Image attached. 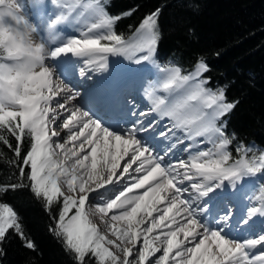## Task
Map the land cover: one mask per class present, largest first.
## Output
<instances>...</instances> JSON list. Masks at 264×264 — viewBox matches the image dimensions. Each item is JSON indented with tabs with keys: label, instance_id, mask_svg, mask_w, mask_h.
I'll return each instance as SVG.
<instances>
[{
	"label": "snow or ice",
	"instance_id": "snow-or-ice-1",
	"mask_svg": "<svg viewBox=\"0 0 264 264\" xmlns=\"http://www.w3.org/2000/svg\"><path fill=\"white\" fill-rule=\"evenodd\" d=\"M109 6L110 0H46L38 7L51 12L33 22L22 0H0V144L16 157L18 170V182L0 185V193L27 188L42 200L54 221L48 230L74 264H264V230L236 240L225 231L230 213L216 229L201 219L207 204L230 188L240 192L252 178L264 185V150L234 145L226 130L224 117L238 101L207 86L203 59L188 72L155 63L160 9L126 38L116 25L131 12L112 15ZM73 24L76 34H60ZM109 56L154 64L160 73L156 86L145 89L150 110L171 123L157 144L149 143L156 140L151 122L116 131L74 104L78 94L61 78L60 65L74 72L76 58L85 77L105 70ZM169 133L175 142L164 144ZM185 140L190 144L181 151L188 158L167 160ZM258 199L260 206L248 208L233 229H251L255 217H264V186ZM12 237L38 252L18 213L0 202V257Z\"/></svg>",
	"mask_w": 264,
	"mask_h": 264
},
{
	"label": "trees",
	"instance_id": "trees-1",
	"mask_svg": "<svg viewBox=\"0 0 264 264\" xmlns=\"http://www.w3.org/2000/svg\"><path fill=\"white\" fill-rule=\"evenodd\" d=\"M156 9L160 38L155 63L178 65L188 72L203 59L209 67L204 74L207 86L224 88L229 102L238 101L224 117L227 132L235 135L234 145L242 142L264 150V0H110L108 7L112 15L131 12L116 25L126 38ZM15 160L0 144V185L18 182ZM256 182L259 188L264 186L259 178ZM0 202L14 208L38 249L30 252L12 237L3 245L0 264H26L29 257L34 264H74L49 232L54 221L42 200L29 189L0 193Z\"/></svg>",
	"mask_w": 264,
	"mask_h": 264
},
{
	"label": "bare ground",
	"instance_id": "bare-ground-1",
	"mask_svg": "<svg viewBox=\"0 0 264 264\" xmlns=\"http://www.w3.org/2000/svg\"><path fill=\"white\" fill-rule=\"evenodd\" d=\"M45 3V2H44ZM28 6L31 7V4L26 5L27 9ZM45 12H51V7L45 8ZM31 10L28 9V12H31ZM39 13V11L36 9V15ZM46 13V14H48ZM33 20V18H31ZM38 20L36 19V22ZM65 27V26H63ZM66 28V27H65ZM77 28V27H76ZM78 29V28H77ZM64 32H69V30L66 31V29H64ZM48 63H55L52 61H47ZM72 63L75 67V71H65V69L68 67L67 65L61 64L58 72H64V77H61L63 79H65V82L74 89H75L80 85L84 87L85 90H87L86 95L84 96V98L81 100L77 99L74 104L78 107H81L83 110L89 111L93 117H97L99 118V120H101L104 124L108 125L111 129H114L116 131H121V127L119 126V123L124 127V129L128 128L129 125H132L133 121L136 120L137 122L140 123H144V122H151V119L155 118L156 115H158L155 112H152L150 109L152 107V103L151 100L146 96L145 92H140V87H139V82H141L143 80V78L146 76V69L143 70L145 68V66H147L150 63H141V64H136L134 62V60L129 59V58H125L123 56L120 57H113V56H109L108 57V66L105 70L103 71H96V72H86V76L85 77H81L79 75V69L81 67H85L84 64L81 61L76 60V58H72ZM154 65V64H153ZM156 67V66H155ZM143 70V71H142ZM160 76V73H159ZM92 79V80H91ZM94 81V84L91 85L90 82ZM100 81H104L102 83H98ZM109 86L108 92H109V97H111L113 95V101H108L106 99H104L102 96H100L99 94H96V90H98L100 87L102 86ZM122 85V86H120ZM137 85V88H136ZM120 86V87H118ZM93 88V89H92ZM159 93H163L158 91ZM124 97H127V101H130V104L132 105V108L136 106V108H134L132 110V112L130 113V118H127L124 115V106L121 105V101L123 100ZM91 103L94 104V108H91ZM141 109H144V113H146V115L141 116L139 115L140 110L138 109V111L136 110L137 107L139 106ZM121 105V106H120ZM99 109V110H97ZM148 110V111H147ZM98 112H102L104 113V115H98ZM137 112V113H136ZM133 113H136V117L134 119H132V115ZM117 114V118L114 120H110L109 119V115H115ZM159 117V115H158ZM143 121H141V119ZM152 124V134L154 135L157 130L156 127L158 126V124H160L158 127H163V129H165L166 131L168 130V128H170V124L168 123H163V122H151ZM123 129V130H124ZM142 134V135H140ZM139 135L143 138H148L149 137V133L148 132H142ZM62 136L64 135V133L61 134ZM171 135V133H169V136ZM55 139V138H54ZM162 138L159 136L158 139L156 140L157 143L161 140ZM166 141V140H165ZM164 141V142H165ZM150 144H153L151 142V140H149ZM154 145V144H153ZM158 152H162V146L160 148H158ZM176 156V155H175ZM61 158L60 155H57V159ZM168 160V158H167ZM245 185V184H244ZM244 185L242 186V188H244ZM187 195V193L185 194ZM230 195H234V200L236 201V208L237 211L238 210H242L244 208L245 205L248 206V208L256 206L259 207L260 203L256 202L255 203H250L249 199L245 198L246 194H243L242 191L240 192H236L234 189H229L227 193H221V196H216L210 203L207 204L208 206V215L210 216V221L205 222L203 220V218L201 217V219L203 220V222L205 224H207L210 228L212 229H216V223H213L215 221V219H217L216 217V213L214 212V210H217V207L215 206H220L221 201L218 200V198H222L224 197V200L226 198L229 199ZM205 200H207V198H204ZM219 208V207H218ZM218 213L220 214V212L218 211ZM217 213V214H218ZM240 212L238 211L237 214H239ZM93 220H95L98 224V227L100 230L106 231L105 225L103 223H101L100 219L98 216H93L92 217ZM255 223L254 226H258L257 229L255 230V232H253V235H256L258 232L262 231V228L264 227V219L262 217H255ZM259 220V223H258ZM264 229V228H263ZM226 231V230H225ZM252 235V236H253ZM242 236V235H241ZM241 236L235 237L233 239L239 240L241 239Z\"/></svg>",
	"mask_w": 264,
	"mask_h": 264
},
{
	"label": "rangeland",
	"instance_id": "rangeland-1",
	"mask_svg": "<svg viewBox=\"0 0 264 264\" xmlns=\"http://www.w3.org/2000/svg\"><path fill=\"white\" fill-rule=\"evenodd\" d=\"M22 2L25 5H27L29 3L27 0H22ZM44 2L46 3V0H41V4H44ZM69 2H71V0H69ZM41 4H39V5H41ZM28 9H29V7H28ZM28 9L26 7V15L28 16V18L31 19L32 16L36 15V11L34 10V12L33 11L28 12ZM38 10H39V7H38ZM45 10H46L45 8L44 9L40 8V12L36 15V17H33V22H36V19L39 20V18L41 16L46 15V13H48V12H45ZM65 27H63V30L60 33L62 36L63 35H73V34H76V32L78 31V29L76 28L77 26H75L74 24L73 25H65ZM64 29H66V31L69 30V32H67V33L64 32ZM46 35H47L46 33H42V36H46ZM37 42H39V39L37 40ZM145 69L147 71L146 74H145L146 76L143 78V80L141 82H139L140 92H145L146 88L151 89L152 87H155L156 84H157V78L159 76V72H158L157 68L155 67V65L148 64L147 66H145V68L143 70H145ZM80 85H81V83H80ZM136 88H137V85H136ZM75 91L78 94V98L77 99H80V93L82 91L81 87L80 86L77 87L75 89ZM101 93L103 94V92H101ZM157 95H162V93H159V94L157 93ZM163 95H165V94H163ZM127 99L128 98H125V104H126L125 109L126 110H124V115L126 117H127V115L125 114V111L129 110L130 107L132 108V105L130 104V101H126ZM134 108H136V106L133 107V109ZM137 109H140V112H144L145 111L144 109H141L140 104L137 107ZM103 114L104 113H101V114H98V115H102L103 116ZM156 117H157V115H156ZM156 117L153 118L154 122L158 120ZM109 119H110V117H109ZM140 119H141V121H143L142 118H140ZM133 122H137V121L134 120ZM151 122H152V119H151ZM149 123H150L149 121L148 122H144L143 125L147 126V125H149ZM168 124H171V123L169 122ZM159 125L160 124H158V126ZM119 126L121 127L122 130L124 129V127L121 124ZM130 126L131 125H129L128 127H130ZM158 126L156 127V130H157V128H158V130L154 134V135H156V140L158 139V137H159L158 134L160 132H162V131L166 132V130L163 129V127H158ZM177 135H181L182 136V134H180V133H177ZM156 140H151V142L155 145V144H157ZM174 142H175V138L172 137V134H171L169 136V139L166 140L164 142V144H169V143H174ZM188 144H190V141H187V140L184 141V144H177L176 149H174V153L175 154L174 155H169L167 157L168 160L174 162L177 159H187L188 158V151H181V149L185 148ZM205 146L206 145H201V147H205ZM162 149H163V146H162ZM256 180H257V178H252V182L246 183L244 185L243 190H242L243 194H246L245 198L249 199L250 203H255V204H256V202H259L258 197L260 196V188L257 186ZM61 187L63 188V190L67 194L66 186L62 185ZM218 196H221V194L218 195ZM234 199H235L234 195L233 196L230 195L229 199H227V200H226V198L224 200V197L218 198V200L221 201V204H220V206L219 205L215 206V207H217V210H214V212L216 213L215 215H216L217 219H215V221L213 223H216V228H217L218 227V219L220 217H223L226 212L230 213L231 214V221L229 222V226L225 228L226 232H228V234H229V236L231 238H235V237H238V236L242 235L241 239H239V240H244V239L252 237V235L254 234L253 232H255V230L257 229L258 226L256 227V226L253 225V227L251 229H247L246 227L245 228H235V229H233L231 227V225L234 224L236 221H238L242 216H245L247 214V210H248V206L245 205L242 210L241 209L238 210L240 213L237 214L238 211H237L236 204H235L236 201ZM207 208H208V206H207ZM218 211L220 212V214H217ZM209 217L210 216L207 213L204 216H202V218H203V220L205 222H208ZM262 218L264 219V217H262ZM92 221H93V223L97 224V222L95 220L92 219ZM258 223H259V220H258ZM263 228H262V230H264ZM100 231L101 232H105L103 230H100ZM259 233L260 232H258L256 235H258ZM109 239H115V238L112 237V236H109Z\"/></svg>",
	"mask_w": 264,
	"mask_h": 264
}]
</instances>
